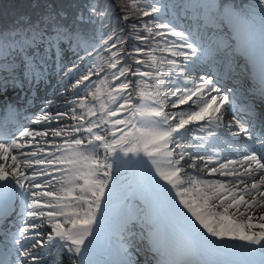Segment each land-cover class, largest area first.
Here are the masks:
<instances>
[{"label": "snow or ice", "instance_id": "snow-or-ice-1", "mask_svg": "<svg viewBox=\"0 0 264 264\" xmlns=\"http://www.w3.org/2000/svg\"><path fill=\"white\" fill-rule=\"evenodd\" d=\"M259 4L264 34V0ZM90 10L101 17L109 11L95 5ZM121 11L127 12L125 21L151 17L130 25V35L142 45L130 51L123 49L126 41L116 28L93 44L68 29L59 14L34 23L21 18L26 27L0 30V99L16 93L30 103L33 89L50 83L53 74L71 82L73 97L54 110L53 102H46L31 121L39 128L20 127L14 138L0 134V264H63L65 255L68 264H98L92 256L110 212L118 238L131 230L130 223H139L155 264H264V215H254L264 208V138L259 152L227 144L236 159L221 156L218 143L225 134L253 139L239 120L225 122L235 96L219 84L235 69L228 64L222 73L197 75L208 52L165 19L158 2L140 7L139 0H130ZM220 15L232 30L215 42V55L238 50L250 57L251 18L226 7ZM104 45L110 76L93 81L105 68L93 62L82 70L85 57L78 52L77 60L65 63V49L91 56ZM260 56L264 101V47ZM11 112L18 115L15 107ZM65 118L74 123L61 124ZM123 166L143 172L147 186L121 184ZM204 172L224 179L204 178ZM148 190L167 197L181 223L179 233L161 226L160 208L130 205V195ZM17 201L22 226L8 219L17 212ZM5 249L14 259L4 257ZM121 251L125 258L117 264H130L127 250Z\"/></svg>", "mask_w": 264, "mask_h": 264}, {"label": "trees", "instance_id": "trees-1", "mask_svg": "<svg viewBox=\"0 0 264 264\" xmlns=\"http://www.w3.org/2000/svg\"><path fill=\"white\" fill-rule=\"evenodd\" d=\"M140 1L146 4L143 5L144 7H147L149 2H158L162 6L169 1L180 2L182 0ZM129 2L130 0H0V30L7 31L14 28L19 29L22 26L26 27L21 18L30 17L31 22L34 23L48 13L59 14L57 19L62 20L68 29L84 35L93 44H99V41L106 38L112 28H116L118 34L126 41L122 46L123 49L130 51L133 46H142L140 41L135 40L130 35L132 32L130 25L132 23L138 24L140 20L147 22L151 17H142L140 20L133 17L128 21L123 20L122 17L127 12L121 11V6L129 4ZM219 2L220 6L231 5L235 7L261 25L262 14L259 0H219ZM92 5H95L98 10L108 9V15L101 17L98 14H93L90 10ZM153 15L158 16L159 14ZM41 26L44 27V25ZM119 29H123V32H119ZM139 35L143 36L146 33L140 31ZM107 47L108 45L97 47V50L92 52V57L88 59L90 64L95 62L105 68L104 72H99L98 75L92 77L93 81L101 79L106 74L110 76L106 63L109 58V52L104 50ZM115 50L113 49V51ZM81 51L84 53L83 50ZM139 58L143 59L144 57L141 56ZM132 79L137 80L139 78L132 77ZM128 168V166H123L121 172L130 170Z\"/></svg>", "mask_w": 264, "mask_h": 264}, {"label": "rangeland", "instance_id": "rangeland-1", "mask_svg": "<svg viewBox=\"0 0 264 264\" xmlns=\"http://www.w3.org/2000/svg\"><path fill=\"white\" fill-rule=\"evenodd\" d=\"M196 1L198 3H200L201 0H196ZM202 1L204 2V1H207V0H202ZM212 3H213V0H212ZM182 4L183 5L185 4L184 7H186V5L189 4V1L184 0L183 3H178L176 1H169V2L165 3L163 5L164 12L166 13V16H164V18L167 19V20H170L172 22V24L175 25L178 30H183V31L189 32L191 34L192 38L194 39V41L197 44H199L200 46L204 45L205 43H208L210 34H213L214 36H216L215 34H219V37L217 38V40L221 37L222 34L219 33L217 25L225 24L226 22H228L227 20H223V23H222L220 19L218 20L216 14H209L208 17L205 20H203L201 18V13H200V9L199 8H195L192 11L189 10V9H186V8L182 9ZM139 5L141 7H144L143 5H146V4L139 0ZM225 7L227 9H230V10L232 9V7H230V6H225ZM181 10H183L184 12L180 13ZM186 10H188L190 12V14H193L190 18L185 17L184 13H186ZM250 18H251V27H250V29H248L246 31L247 32H251L254 35V37H255L254 40L252 41L253 42V48H252L251 56L255 55L258 58L259 62L261 63L260 49L262 47H264V34L261 33V25H259L252 17H250ZM203 22H205L206 25L207 24H209V25H207L205 27V32L201 34L202 31H201V27L200 26H201V23H203ZM44 27H46V24L44 25ZM46 30H50V29H46ZM219 30L222 33L224 31V29L221 30V28H219ZM231 30H232V25H230L228 27V30L224 31L225 36L228 35L231 32ZM206 32L208 33V35H206ZM212 43L215 44L214 41ZM202 47H205V45L202 46ZM211 48H209V49H211ZM77 52H78L79 56H84L85 57L84 61L80 62V64H81V69L82 70H86L87 66L90 65V62L88 61V59L91 58L92 55L91 56H86L84 53H82L81 50L80 51L77 50L76 52H74L73 50L65 49V63L77 60ZM207 52H209V51H207ZM157 54L159 55V53H157ZM226 56H231L230 55V51L227 53ZM241 57L244 59L243 56H241ZM207 62H210V61H207ZM207 62L205 61L202 64L201 70L197 73V75H205V74H207V72L204 70V69H209L210 68V66L208 67ZM211 68H216V67L215 66H211ZM203 70H204V73H203ZM58 79L59 78H55L54 81H58ZM65 85L66 84L64 83V85H63L64 87L62 86L61 90H65ZM52 86H55V84H53ZM67 90H68L67 95L62 98V102H60L59 104L57 103L58 106H60V107H64L65 106L66 99H73V97L70 95L71 86L67 87ZM50 91L51 90H48L47 92L50 93ZM185 107L186 106H181V108H185ZM166 110L176 111L177 109L169 108V109H166ZM227 118H231V116L228 115ZM60 123L63 124V123H74V122L68 120L67 118H65L64 120L60 121ZM57 140H59V138H57ZM236 146H238V145H236ZM198 151H200V150H198ZM201 152H203V151H201ZM218 163L219 162H217L216 164H209L208 167L211 168L213 166H218ZM202 165L203 164H200L198 166H202ZM121 171H122V169H121ZM121 171H120V176L122 177L121 184L126 186L129 182H131L134 187L136 185H138V184L147 186L148 177L143 172H141V171L133 172L131 170L123 171V172H121ZM189 171H192L195 174L197 170L189 169ZM200 175H202L204 178H207V179L208 178H211V179H217V178L221 179L222 178V177H218V176H209L207 174V172L200 173ZM120 195H121V190L118 189L117 190V194H116V199H115V204H117V205L119 203ZM147 196L151 200L148 201L147 199H145V197L147 198ZM137 202L139 203V206L141 207V209L145 208L146 203H150L153 207L160 208L162 210V219L161 220L169 219L171 221H178V218L176 217L175 213L173 211H171L170 203H169L167 197L164 196V195H160L157 198L152 190L151 191L148 190L145 193L144 196L131 197V195H130V200H129L130 205L134 204V203H137ZM244 218L245 217H243L241 219H244ZM255 222H259V221H255ZM137 223H136V225H137ZM134 229H136L135 226H134ZM256 230L258 231L259 229H256ZM136 232L138 233L137 236H140L141 230H137ZM105 234H108V231H105L100 236L101 239H100L99 246L101 244L102 236L105 235ZM121 241H125L124 237H121ZM229 243H239V242L229 241ZM145 245H147V241L146 240H145ZM145 249L141 248L140 250L138 249V251H144ZM39 250L40 249L38 247L36 249V251H39ZM92 257L96 258V253H94ZM48 259L54 260V256L52 257V255H50V256H48Z\"/></svg>", "mask_w": 264, "mask_h": 264}, {"label": "bare ground", "instance_id": "bare-ground-1", "mask_svg": "<svg viewBox=\"0 0 264 264\" xmlns=\"http://www.w3.org/2000/svg\"><path fill=\"white\" fill-rule=\"evenodd\" d=\"M218 3H219L218 4V8H220L219 0H218ZM218 8L212 10L210 12V14L216 13V16L222 21L221 16H219V12L216 11V10H218ZM231 10L234 11V12H238V13H244V12H241L240 10H238V9H233V7H232ZM182 12H184V11L181 10L180 13H182ZM164 16H166L165 12H164ZM222 23H223V21H222ZM207 25H209V24H207ZM230 25H232V24H230L229 22H226L225 24H222V25L221 24L217 25L219 33L222 34V35H225L224 31L228 30V27ZM219 28H221V30L224 29L223 33L220 32ZM204 32H205V27L203 28V33ZM248 34L251 36V39L253 41L254 38H255L254 35L251 32H248ZM206 35H208L207 32H206ZM212 36L213 35L210 34L209 35V39L212 38L213 41L216 42L217 41V37H214V36L212 37ZM204 45H205V47H202ZM204 45H202L201 47L204 50L208 51L210 45H208L207 43H205ZM213 49H214V45L212 46V48L208 52V56L206 57L205 61L206 62L210 61V62H207V64H210L211 62H213L212 60L219 61L220 59H218V58H221V60H223L226 57V55H224V53H222L217 58V56L215 55ZM228 59L232 60V58H230V56H227L226 62L223 64L224 66L227 65ZM249 63H253L251 68H250V71L252 73H257L258 75L261 76V63L259 62L258 58L255 55L250 56L249 57ZM55 78H59L58 81H54ZM64 83L66 84L65 86H67V87L71 86V82L70 81L62 80L61 77H58L57 75L53 74L50 83L41 84V85L38 86V88L33 89V92L30 95V100H32V105H31V108H30L31 116H29L26 120H24L23 123L24 122H30L29 127L39 128L40 126L34 125L33 123H31V121L33 120V118L36 115L39 114L40 109L44 107L46 102H48V101L53 102V105H52L53 110L58 106V104L60 102H62V98L64 96H66L67 92H68V90L67 91L61 90V87L64 85ZM53 84H55V86H52ZM48 90H51L50 93L47 92ZM10 95H12V98H15L16 102H18L19 104H21L23 102V99L20 96H17V94H10ZM23 97L25 98L24 95H23ZM1 100H3V99H1ZM263 129H264V124H263ZM15 136H16V134L11 136L10 138H14ZM200 151H202V150H200ZM231 154H233V153H231ZM217 162H219V161H217ZM197 164L200 165V164H203V162L197 161ZM208 179H211V178H208ZM221 179H224V178L222 177ZM241 210L243 211V208ZM237 215H239V214H237ZM254 215H256V216L264 215V208L255 210ZM240 218H243V217H240ZM19 226H22L21 225V221L19 223ZM161 226L163 228L167 229L169 232L179 233V231H180L179 228H181L180 227L181 223H180L179 219H178V221H171L169 219H165V220H161ZM129 229H131V230L125 231L121 235V237H124L125 244H126L127 248L131 251V248L133 246L131 241L133 239H132V237L130 235H132L133 231H134V227H133V225L131 223L129 224ZM47 230H49V228L45 227V229H44L45 233H47ZM105 231L110 232L112 243H115V245H119V243L117 242L119 240V238L117 236L116 218L111 212H110L109 217H108V219H107V221L105 223V226L101 230L100 234L102 235ZM205 235H207V233H205ZM103 236H102V243H103V240H104ZM98 238H100V236H98ZM44 239H46V237ZM210 239H216V238H210ZM239 243H243V242H239ZM130 253L133 256L131 258L136 259V260H134L133 263H130V264H141L140 262L137 261V259L140 260L138 255L142 256L144 258V260H146L147 264H155V262H153L154 261V254L149 252L147 247H146V249L144 251H138V250L135 249V250L131 251ZM102 258H103L102 262H105V257L102 256ZM52 259H49V261H52ZM63 264H68V259H67L66 255L63 258Z\"/></svg>", "mask_w": 264, "mask_h": 264}]
</instances>
